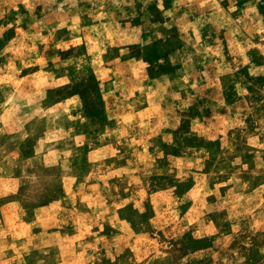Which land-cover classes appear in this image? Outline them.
<instances>
[{"label":"rangeland","instance_id":"1","mask_svg":"<svg viewBox=\"0 0 264 264\" xmlns=\"http://www.w3.org/2000/svg\"><path fill=\"white\" fill-rule=\"evenodd\" d=\"M143 85L172 92L180 128L119 140L124 174L92 189L91 220L43 215L69 173L52 106L72 99L100 133ZM52 230L79 233L11 264H264V0H0V232Z\"/></svg>","mask_w":264,"mask_h":264},{"label":"crops","instance_id":"2","mask_svg":"<svg viewBox=\"0 0 264 264\" xmlns=\"http://www.w3.org/2000/svg\"><path fill=\"white\" fill-rule=\"evenodd\" d=\"M132 65L134 67L141 66L140 63L135 61L132 62ZM134 67L132 68V73L133 71L135 73ZM135 76L142 78L141 74L137 72ZM106 78L108 80L113 79L111 73H108ZM142 81H149V83L156 86L163 84V79L150 80L144 77ZM120 83H116L117 86ZM115 87H111L110 90L115 89ZM116 91L114 90L107 94L108 97H112ZM129 93L131 95L129 98L132 100L122 99V95L115 94L110 105L106 103L108 113L113 115L110 116L111 118L108 122L109 129H105V126L100 133L94 132L92 134V132H86V130L83 132L81 130L82 126L86 129V126L91 123L86 118L77 116L79 107L72 99L64 100L52 106L53 112L59 116L57 124L53 127V132L56 134L63 133L64 136L58 135L57 138L51 139V142H56L57 146L50 148V155L54 158L53 165H59L63 161L67 165L64 170L67 169L66 171L69 173L67 175L63 173L61 176L64 183L65 196L42 207L40 212H43V215L54 217L64 211L63 217L82 215L86 217L85 220H91V217L95 215V212H91L92 204L95 200L94 196L97 195L92 192V189L107 191L105 187L108 186V183L104 176L110 175L111 179H115L124 174L123 169L126 164L124 154L127 151L124 150L125 148L119 147V140L129 138L133 134L137 137L134 139L135 141L144 138V136L148 139L156 138L157 136L165 138L166 136H171L172 131L180 128V126H170L172 107L171 103L168 104L167 101H170L169 98L173 95L171 91H164V96L160 99H154L150 93V87H145L144 85L143 87H136L135 90L133 89ZM165 96L168 99L167 101ZM163 99L165 102L162 101ZM126 100L130 102H125ZM133 125L143 128L130 130ZM161 126L168 130L165 132L160 131L159 128ZM133 130H135L134 133ZM107 137H110L109 140ZM92 140L98 142V144L95 143L94 147H91V143H89ZM48 151L49 149L44 153V158L49 156ZM154 154H146V151H142L138 156H155ZM103 161L105 162L102 164ZM94 172L97 174L93 176ZM84 203L85 205H82ZM78 233L63 232L61 230H52L51 232H0V235H3L0 238V264H11L17 258L22 257L17 255L21 249L24 250L25 254L23 256L26 257L39 254L50 255L52 250L43 251V253L40 248H42L43 244V247H49L50 244L48 242L57 244L56 239L59 237L69 242L68 248L72 247L71 242L78 236ZM62 262L64 264L77 262L76 252L74 251L70 257H61V260L56 264H63Z\"/></svg>","mask_w":264,"mask_h":264}]
</instances>
